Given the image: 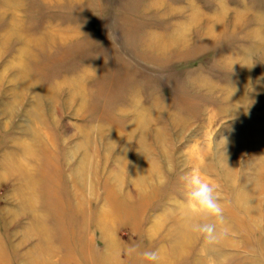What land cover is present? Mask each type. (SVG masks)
<instances>
[{"label":"rangeland","instance_id":"1","mask_svg":"<svg viewBox=\"0 0 264 264\" xmlns=\"http://www.w3.org/2000/svg\"><path fill=\"white\" fill-rule=\"evenodd\" d=\"M191 171L214 246L187 227ZM145 250L264 264V0H0V264Z\"/></svg>","mask_w":264,"mask_h":264},{"label":"clouds","instance_id":"2","mask_svg":"<svg viewBox=\"0 0 264 264\" xmlns=\"http://www.w3.org/2000/svg\"><path fill=\"white\" fill-rule=\"evenodd\" d=\"M222 150L225 155L227 150V137H221ZM184 188V200L182 207L189 213H198L206 218V222H192L188 224V230L200 236L207 245L214 246L219 243L221 233L217 230L218 222L223 219V208L219 202L216 186L195 171L188 172L180 177ZM130 255L137 254L135 247L129 249ZM142 260L148 264H159L160 255L155 250H145L139 253Z\"/></svg>","mask_w":264,"mask_h":264},{"label":"crops","instance_id":"3","mask_svg":"<svg viewBox=\"0 0 264 264\" xmlns=\"http://www.w3.org/2000/svg\"><path fill=\"white\" fill-rule=\"evenodd\" d=\"M256 10V9H255ZM192 12H193V9H192Z\"/></svg>","mask_w":264,"mask_h":264}]
</instances>
